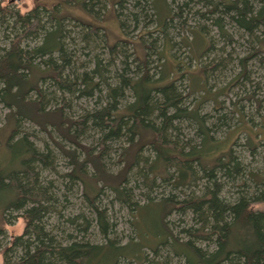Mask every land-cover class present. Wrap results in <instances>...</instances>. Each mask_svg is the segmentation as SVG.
<instances>
[{
  "label": "trees",
  "instance_id": "obj_1",
  "mask_svg": "<svg viewBox=\"0 0 264 264\" xmlns=\"http://www.w3.org/2000/svg\"><path fill=\"white\" fill-rule=\"evenodd\" d=\"M110 1L122 33L112 43L106 0L25 12L0 0V207L24 221L2 264H264V94L222 98L253 82L252 57L264 78V0H161L163 14L155 0ZM235 35L246 54L226 50ZM22 120L69 159L64 176L94 213L71 216L62 239L41 219L48 146L15 138ZM115 205L135 229L125 242Z\"/></svg>",
  "mask_w": 264,
  "mask_h": 264
},
{
  "label": "rangeland",
  "instance_id": "obj_2",
  "mask_svg": "<svg viewBox=\"0 0 264 264\" xmlns=\"http://www.w3.org/2000/svg\"><path fill=\"white\" fill-rule=\"evenodd\" d=\"M13 7L19 9V12H25L32 8L34 3H45L46 5H51L54 0H8ZM161 0H155V4L160 9V13H164V7H162ZM106 11L104 13V20L103 24L105 25L104 29L107 33L108 41L115 42L118 38L122 37V33L120 32V28L116 18L114 16V9L112 7V2L110 0H106ZM131 28V26H130ZM77 29V28H74ZM214 35V38L217 37L215 32L211 33ZM237 40V43L227 46L226 50L229 52L230 49L234 50V52L239 53L240 55L246 54L248 51L245 49L247 46V42L242 40L241 37L237 35L234 36ZM220 46V45H219ZM184 57L186 54L184 48L177 49L176 54ZM210 57H214V54H210ZM235 56V54H233ZM256 60L253 57L249 60L250 64L248 66L249 72H251V82H246L245 85L239 87L237 85L231 86L228 89V94L222 98L226 104H229V97L234 101L238 97L244 94V88L250 89L251 91L254 90V93L257 94L258 98H262L264 94V89H257L255 85L257 83H261L260 85L264 88V78L261 76L262 72L257 69ZM117 66L120 63L116 62ZM191 64L194 65L193 60ZM218 84H223V82H218ZM244 87V88H243ZM247 104V101L241 100ZM252 109L247 108L248 113H254L256 109V102L253 101ZM207 109L209 107L207 106ZM7 109L0 104V138L4 137L5 134L10 129V126L6 123V111ZM256 113V112H255ZM17 136L25 135L27 138L38 148L44 151L46 149L45 144L48 146V158L46 159V163L42 165L40 170V178L43 182V185L48 190V195L50 199L48 203L44 204V206L48 207L47 211L44 212L43 216L41 217L42 223L44 227L51 233L56 234L58 238H64L65 234L69 231H73L70 227L69 219L71 216H75L76 214H84L88 218H94V213L92 209L87 204L85 197L81 193V187L76 181H72L69 178H66L64 175L66 172L69 171L71 167L70 161L61 151L54 145L53 140L49 138V136L38 129L35 124L31 122H26L24 120L19 121L18 124V133ZM56 139L58 140L57 136L55 135ZM3 140V139H2ZM244 139L242 137L239 143L243 142ZM66 145V148H73L72 145L63 143ZM260 153V154H259ZM258 155L255 156V160L260 161L262 157H264V151H259ZM7 155V152H4L0 149V158ZM256 163V162H255ZM23 214V209L18 210H10L7 209L5 211L2 210L0 207V264H2V249L8 245L10 239L15 236H18L22 233L24 229V221L21 219ZM111 216L116 222V233L114 236H117L125 242L127 237H133L135 234V229L132 227L129 219L131 218L128 214L127 210L119 205H115L114 208L111 210ZM171 219L175 222L177 220V215H172ZM96 230V229H95ZM93 229V232H96ZM92 238L97 239L98 234L96 233L94 236L91 235ZM94 240V239H93ZM13 259V257H12ZM175 260V259H174ZM173 260V261H174ZM176 261H174V264Z\"/></svg>",
  "mask_w": 264,
  "mask_h": 264
}]
</instances>
